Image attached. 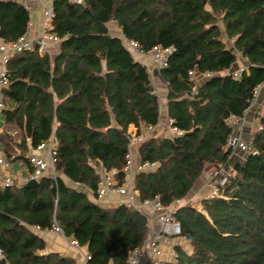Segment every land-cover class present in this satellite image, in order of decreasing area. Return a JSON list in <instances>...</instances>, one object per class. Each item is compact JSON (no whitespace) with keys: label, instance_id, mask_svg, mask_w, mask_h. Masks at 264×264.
I'll return each mask as SVG.
<instances>
[{"label":"trees","instance_id":"trees-1","mask_svg":"<svg viewBox=\"0 0 264 264\" xmlns=\"http://www.w3.org/2000/svg\"><path fill=\"white\" fill-rule=\"evenodd\" d=\"M50 31L58 52L50 57L15 52L5 62L8 106L0 111L4 159L28 165L27 156L50 139L55 181L0 190V264H76L56 253L40 254L44 241L32 228L63 235L85 247L87 264H128L148 228L124 205L99 207V167L120 185L133 123L140 135L160 119V100L144 54L170 48L152 77L166 89V116L180 134L148 137L135 147L139 162L132 188L138 200L175 208L209 169L229 165L232 176L220 196L175 210L181 228L172 262L163 264H264V115L247 144L256 153L235 161L228 146L230 119L243 118L264 85V0H54ZM29 12L16 0H0V42L12 45L28 33ZM115 24L121 38L109 33ZM238 59L242 66L238 65ZM243 67L238 79L231 72ZM193 74L208 75L197 86ZM88 189L68 188L62 181Z\"/></svg>","mask_w":264,"mask_h":264},{"label":"built area","instance_id":"built-area-1","mask_svg":"<svg viewBox=\"0 0 264 264\" xmlns=\"http://www.w3.org/2000/svg\"><path fill=\"white\" fill-rule=\"evenodd\" d=\"M54 1V0H53ZM78 3L79 0H70ZM52 4L49 5L43 14L41 33L36 38H29L24 36L20 38L16 43L12 45H4L0 42V89L6 86L4 65L9 56L15 52L32 51L34 46L38 48V54L43 56L48 54L49 47L58 45V38L54 33L50 31V21L52 19ZM130 48L135 51L137 56L150 57L155 69L158 71L165 67L167 59L171 54L170 48L154 47L149 53L144 54L139 48L129 43ZM244 68L241 67L233 72L231 75L234 79H238L243 72ZM192 75V74H191ZM258 89L254 93V99L251 105L255 102L258 96ZM5 101L0 93V111L5 109ZM242 118L230 119L229 124L236 130L237 127L242 126ZM260 129V126H259ZM3 132V128L0 125V135ZM130 136V144L128 146L127 163L122 168L124 180L122 184H118L115 179V172H107L105 169L97 170L99 175V183L97 185L98 197H103L109 194H116L123 198V205L127 208L133 209L139 215L144 217L146 221V227L148 233L143 244L130 251L127 256L128 264H163L165 262H172L175 257L174 246L178 243L181 234V228L179 223L175 220L176 208L163 207L157 200L142 201L138 200V193L132 188V180L135 174V170L149 171L155 167V164L145 162L142 165H134L132 151L135 146L140 144L144 138L137 135V130L127 132ZM151 133V130L150 132ZM180 133L171 127L170 132L165 133V137L169 138L173 135H179ZM228 146L231 147L233 153L238 151L242 155H255L256 153L247 144L240 134L233 133L228 138ZM44 148V144L33 149L35 152H40ZM56 149V143L53 139H50L46 146V152L43 156H36L34 154L28 155V165H20L16 174L11 172V166L13 162L4 159L0 152V190L11 188L14 186H26L30 182H39L43 177L48 176L52 181H55L56 175L53 169L52 156ZM232 176V167L224 165L216 167L207 173L206 181L203 187L208 191L207 195L203 199H213L220 196L222 187L228 182V179ZM156 222V226L151 228V223ZM52 231L60 235L61 237L68 239L63 235L61 229L54 224ZM164 248L163 245H168ZM70 245L73 248L79 249L77 242L70 238ZM166 256L164 260L162 257ZM0 259H2V253L0 251ZM89 260L88 255H84L83 264H87Z\"/></svg>","mask_w":264,"mask_h":264},{"label":"crops","instance_id":"crops-1","mask_svg":"<svg viewBox=\"0 0 264 264\" xmlns=\"http://www.w3.org/2000/svg\"><path fill=\"white\" fill-rule=\"evenodd\" d=\"M16 1L23 4L29 12L30 21L28 24V33L26 34V36L32 39L38 37L41 33L43 14L46 9V6L51 5L53 0H16ZM110 26H113L114 28L110 29ZM110 26H109V33L112 36H116L118 38L123 39L116 25L111 24ZM57 52H58V45L51 46L49 47L48 55L50 57H53L57 54ZM138 61L144 64L149 72L150 71L152 72L155 69L153 63L151 62L150 57L148 56L141 57V60H138ZM242 64H243L242 61L238 59V65L242 66ZM207 77L208 75L198 76V77L194 75L193 80L198 86L199 83L202 81V79H206ZM156 82H157V89L162 94L161 98L164 100L163 109L162 111H160V119L158 121V124L155 127L143 128V131L140 134V136H143V137L149 134H151L150 137H159V136L165 137V133L171 131V121L166 116V107H165V96L167 92L164 86H162L157 80ZM258 91L259 93H258V96L255 102L245 112L242 118V121H243V122L241 121L242 126L237 127L236 130H234V132L237 134H240L245 141H247V139L251 136L252 133H254L256 130L259 129V126H260L259 118L260 116L264 115V85L260 86L258 88ZM5 105L8 106V103H5ZM1 121L2 120L0 116V125H1ZM128 128H130L131 131L136 129L133 123H130L128 125ZM150 130H151V133H149ZM145 139L147 138H144L143 141ZM48 142L44 144V148L40 152H35V150L30 148L28 155L34 154L36 156H43L46 152V146L48 145ZM234 154L242 155L238 151L234 152ZM132 155H133L134 165L136 166L138 165L139 159H138L135 149H133ZM20 165L22 164L19 162H14L11 166V172L16 174ZM99 169H102V168L99 167L97 170ZM206 176H207V173H205L204 176L200 178V180L195 184V186L193 187L189 195L183 201L176 203V206H175L176 209L178 207L188 205V204L197 205L198 208L200 209L199 202L201 201V199L199 197L202 198L203 196L207 195V192H208L203 187L206 181ZM61 178H62L63 183L68 188L83 191L86 195H88V197L91 198V192L88 189L83 188L71 182L70 180H68L67 178L63 176ZM94 202L99 207L108 208L113 205H123V198L119 197L116 194H109L103 197H98ZM155 226H156V222L154 221L151 223V228ZM32 231L36 235H38L45 243V248L40 254L56 253V254L74 259L76 264H83L82 262H83L84 255H88L85 247L79 246V249L73 248L70 245V238L65 239L61 237L60 235H58L57 233H55L54 231H52V229L39 230L38 228L33 227ZM163 246L164 248H167V246L169 247V244L163 245ZM162 258L164 260L167 259L165 255Z\"/></svg>","mask_w":264,"mask_h":264},{"label":"rangeland","instance_id":"rangeland-1","mask_svg":"<svg viewBox=\"0 0 264 264\" xmlns=\"http://www.w3.org/2000/svg\"><path fill=\"white\" fill-rule=\"evenodd\" d=\"M48 6H46V8H47ZM112 28H114L113 26H110V29H112ZM122 41H124L123 39H122ZM124 43H125V41H124ZM125 46L127 47V43H125ZM134 52V55L136 54L135 53V51H133ZM136 56V55H135ZM137 60H141V58L139 59V58H137V57H135ZM149 72V71H148ZM149 74H150V76H151V81H152V83H153V86H154V88H155V92H156V94L158 95V97H159V100H160V111H162V109H163V104H164V100L161 98V96H162V94L159 92V90L157 89V82H156V80L152 77V72L150 71L149 72ZM129 131H131L130 130V128H127V132H129ZM150 135L151 134H149L146 138H148V137H150ZM250 138V137H249ZM249 138L247 139V140H249ZM135 147H137V146H135ZM135 147H134V149H135ZM241 156L242 155H236V154H234V160L235 161H237V160H239V159H241ZM209 172V169L206 171V173H208ZM196 207L198 208V206L196 205ZM198 210H200L199 208H198ZM178 243H180L181 245H183L184 246V244L182 243V241H178ZM177 243V244H178Z\"/></svg>","mask_w":264,"mask_h":264},{"label":"water","instance_id":"water-1","mask_svg":"<svg viewBox=\"0 0 264 264\" xmlns=\"http://www.w3.org/2000/svg\"><path fill=\"white\" fill-rule=\"evenodd\" d=\"M37 185H38V183L33 181V182H30L29 184H27L25 187L26 188H33V187H35Z\"/></svg>","mask_w":264,"mask_h":264}]
</instances>
